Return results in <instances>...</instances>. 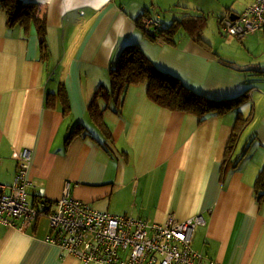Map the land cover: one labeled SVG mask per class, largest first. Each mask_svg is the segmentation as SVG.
Returning <instances> with one entry per match:
<instances>
[{"label": "crops", "instance_id": "0c3cea01", "mask_svg": "<svg viewBox=\"0 0 264 264\" xmlns=\"http://www.w3.org/2000/svg\"><path fill=\"white\" fill-rule=\"evenodd\" d=\"M23 1L37 6L36 15L44 19L45 50L35 24L10 27L0 12V185L14 182L12 155L27 149L31 207L48 203L53 211L66 191L98 211L149 224L201 215L205 224L195 228L191 248L202 264H264V199L258 202L253 189L264 167V53L249 45L247 59L217 54L203 40L206 25L194 34V27L187 31L179 21L185 13L206 20L211 13L219 25L252 1ZM168 12L176 15L171 23ZM164 23L169 26L163 29ZM175 25L176 40L145 36ZM198 35L201 42L195 41ZM262 36L241 40L247 46ZM129 45L207 99H243L202 121L152 103L147 83L129 85L118 112L113 106L103 112L111 134L104 136L88 105L99 86L109 87V69ZM238 113L245 125L225 163ZM14 223L0 224V264H83L45 242L51 233L47 217L25 228L20 217Z\"/></svg>", "mask_w": 264, "mask_h": 264}, {"label": "built area", "instance_id": "2783aa9c", "mask_svg": "<svg viewBox=\"0 0 264 264\" xmlns=\"http://www.w3.org/2000/svg\"><path fill=\"white\" fill-rule=\"evenodd\" d=\"M251 1L235 19L221 21L225 34L241 40L246 34L264 32V0ZM12 159L18 176L11 186L0 185L1 225L14 227L20 217L25 228L35 218L45 216L51 231L45 242L83 264H202L201 256L191 248L195 228L205 224L201 215L184 221L169 216L162 225L149 224L129 215L98 211L66 191L53 211L31 207L25 190L30 151L15 152Z\"/></svg>", "mask_w": 264, "mask_h": 264}, {"label": "trees", "instance_id": "16d2710c", "mask_svg": "<svg viewBox=\"0 0 264 264\" xmlns=\"http://www.w3.org/2000/svg\"><path fill=\"white\" fill-rule=\"evenodd\" d=\"M0 12L5 14L7 25L10 27L23 24L28 25L29 23L35 24L40 38L41 53H44L45 23L44 19H40L36 15L37 6L33 7L32 4L23 0H0ZM179 21L187 31L190 30L191 27H194V34L196 32H199L200 34L203 27L206 25V18L204 16L196 17L195 15L188 13L182 14ZM221 21L219 22V25L221 24ZM176 30L177 27L175 25L167 30H161L158 33L155 30L145 36L155 40L156 35L166 34L164 37L173 38L176 34ZM196 37L197 39H195V41L201 42L200 36L198 35ZM109 78V87L99 86L95 90L88 105L90 119L96 127L103 132L104 136L107 137L111 136V134L103 120V112L107 109L111 110V106L114 107V112H118L122 105L124 91L129 85L147 83L146 95L152 103L171 112H182L187 115L191 114L199 116L202 121L204 120L203 117L207 114H225L236 107L243 99L241 97L224 99L221 101L207 99L185 87L179 78L173 74L160 72L155 69L153 64L141 52L140 48L135 45L126 46L121 51L115 64L113 66L111 65L109 69ZM100 101L105 103L104 108L100 107ZM244 125L245 121L242 120L240 113H238L231 141L227 146L226 160H224L225 163L229 161V157L233 153L236 144V138L239 135L238 132ZM74 130L72 132H74ZM253 189L255 199L258 202L263 200L264 167L258 173L253 184ZM44 205L46 208L49 204L44 203Z\"/></svg>", "mask_w": 264, "mask_h": 264}, {"label": "rangeland", "instance_id": "374dc122", "mask_svg": "<svg viewBox=\"0 0 264 264\" xmlns=\"http://www.w3.org/2000/svg\"><path fill=\"white\" fill-rule=\"evenodd\" d=\"M243 4L245 5L246 3H243ZM169 12L166 13L165 15L167 17H172V19L170 21V23H171L173 18L176 17V15L170 14ZM206 17H207V20H206L207 24H206V28L204 29L203 40L209 44H212V46L213 45L215 46V49H214L215 53L223 55V56L236 55L238 58L247 59L248 55H247L246 49H248L247 47L249 45L253 48V50L256 53H259V55H262V53H264V37L263 36H262V38H258V39L255 38L254 41L250 40L251 41L250 44H247V46H246V45H244L242 40L238 41V39L236 40V38H234L233 36L224 34L220 31V29H219L220 25H218V17L217 16H214L213 14L209 13L208 15H206ZM159 22L160 21H158V24H159ZM161 26H162L161 28L164 29V28H167L169 25L167 23L165 25V23H164ZM180 35H185V34L183 33V31H181ZM176 36L177 35L175 34L174 40H176ZM244 42H246V40ZM184 85L187 86L186 84H184ZM242 106H243V104L241 105V108H242ZM246 106H247V104H246ZM238 110L243 112L241 109H238ZM242 141H243V138H242L241 142ZM240 144H243V143H240ZM248 157H251V154H248ZM255 157L256 156H253V159H255ZM42 206H45L44 203H42ZM42 206L40 208H42ZM42 209H46V208H42ZM22 220H23V218H22Z\"/></svg>", "mask_w": 264, "mask_h": 264}, {"label": "water", "instance_id": "95a60500", "mask_svg": "<svg viewBox=\"0 0 264 264\" xmlns=\"http://www.w3.org/2000/svg\"><path fill=\"white\" fill-rule=\"evenodd\" d=\"M230 18H231V19H235V18H236V16L234 15V16H231Z\"/></svg>", "mask_w": 264, "mask_h": 264}]
</instances>
